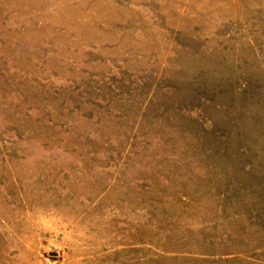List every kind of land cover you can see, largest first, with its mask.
<instances>
[{"label": "rangeland", "instance_id": "1", "mask_svg": "<svg viewBox=\"0 0 264 264\" xmlns=\"http://www.w3.org/2000/svg\"><path fill=\"white\" fill-rule=\"evenodd\" d=\"M0 264H264V0H0Z\"/></svg>", "mask_w": 264, "mask_h": 264}]
</instances>
